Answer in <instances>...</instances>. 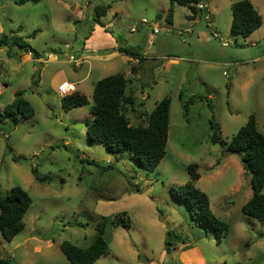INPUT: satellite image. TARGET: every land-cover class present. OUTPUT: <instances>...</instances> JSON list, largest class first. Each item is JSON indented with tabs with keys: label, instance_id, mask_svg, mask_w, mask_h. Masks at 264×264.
Wrapping results in <instances>:
<instances>
[{
	"label": "rangeland",
	"instance_id": "rangeland-1",
	"mask_svg": "<svg viewBox=\"0 0 264 264\" xmlns=\"http://www.w3.org/2000/svg\"><path fill=\"white\" fill-rule=\"evenodd\" d=\"M18 1L0 0V37L14 32L39 55L55 56L56 62L42 75L43 66L36 63L1 75L11 86L0 96V112L13 101L17 88L34 116H18L17 125L0 119V198L20 187L31 199L24 229L9 243L0 235V257L11 264H69L59 245L68 241L88 247L96 225L104 222L108 251L94 264H178L180 251L175 250L186 251L188 246L200 250L204 264H264V225L241 213L252 195L249 178L238 156L224 155L209 142L208 126L210 120L219 123L222 140L228 143L254 115L264 135V0H250L262 17L255 44L229 35L230 6L240 0H203L213 20L212 29H207L204 18L196 16L208 34L205 39L199 23L189 22L187 7L175 5L172 22L166 21L169 0ZM99 8L106 9L104 15L96 14ZM113 8L119 9L116 16L111 15ZM142 20L148 24L140 26ZM153 24L158 25L156 37ZM133 25L134 35L129 31ZM211 30L228 46L214 39ZM119 33L135 38L142 56L157 62L152 72L144 66L138 83L131 65L118 64L110 72L129 80L126 95L133 104L123 108L129 125L146 126L155 104L170 99L167 152L151 173L141 170L129 153H110L86 138L93 84L112 74L92 68L82 84L87 104L81 108L64 111L57 93L60 77L72 81L88 72L86 64L75 70L65 56L76 54L83 44L113 46ZM23 53L9 43L0 55L15 64ZM190 164L197 165L200 177L195 185L208 196L211 212L230 225L229 236L220 242L205 235L186 207L169 194L171 187L188 181ZM119 218L126 226H116ZM168 232L174 250L163 257ZM191 256L187 264H195Z\"/></svg>",
	"mask_w": 264,
	"mask_h": 264
},
{
	"label": "trees",
	"instance_id": "trees-1",
	"mask_svg": "<svg viewBox=\"0 0 264 264\" xmlns=\"http://www.w3.org/2000/svg\"><path fill=\"white\" fill-rule=\"evenodd\" d=\"M27 1L37 3L39 0H19L17 3L21 5ZM201 1L203 0H169L166 21L172 22L175 5L187 7L192 14L191 17L196 16L195 5ZM230 10L229 35L231 37L247 39L262 26V17L250 1L240 0L232 3ZM105 12L104 8L96 10V14L100 16ZM20 29L19 27L18 31ZM36 32L32 35L34 36ZM10 34L11 36L0 37V47L8 46L11 43L22 52H29L34 58L38 57L39 54L21 38L15 36L14 32ZM118 51L136 59L132 52L121 48ZM128 81L124 74L116 73L104 77L94 84L91 118L84 123L86 138L90 143L103 145L110 153H129L141 170L151 173L167 152L170 99L164 98L155 104L146 126H130L123 112L125 105L132 106L133 104L131 97L126 95ZM179 100L183 103L181 96ZM86 104L85 95L79 92L61 98V107L64 111L81 108ZM189 105V102L183 104L184 111L188 110ZM18 116L25 118L34 116V110L24 100L22 91L17 92L13 101L0 112V119H8L13 125L18 124ZM208 126L211 131L209 142L221 147L224 155L238 156L242 169L249 178L252 195L242 205L241 213L264 225V194L262 193L264 188V135L257 130L255 116L250 115L246 123L231 137L228 143L222 140L219 123L210 120ZM12 160L18 161L16 157H12ZM217 164L219 163L217 162ZM32 173L39 180L35 169H32ZM187 173L189 179L183 186L169 189L171 198L186 207L190 212V220L195 225L201 226L205 235H214L217 242L226 239L230 234L229 223L213 215L208 196L195 185L200 177L197 165H188ZM30 205V197L20 187L11 189L9 194L0 198V235L5 242H11L24 229V217ZM119 224L126 226L124 219H117L116 226ZM104 230V222L98 223L92 241L86 248H80L64 241L59 245V249L69 264H94L106 256L108 251L103 237ZM170 237L171 233L168 232L164 242L163 257L174 250L169 243ZM0 264H11V262L0 257Z\"/></svg>",
	"mask_w": 264,
	"mask_h": 264
},
{
	"label": "crops",
	"instance_id": "crops-1",
	"mask_svg": "<svg viewBox=\"0 0 264 264\" xmlns=\"http://www.w3.org/2000/svg\"><path fill=\"white\" fill-rule=\"evenodd\" d=\"M250 3L254 6V4L251 1H250ZM67 8L68 9H75L74 6H71V7L67 6ZM254 8L257 10V8L255 6H254ZM76 9H77V7H76ZM207 10H208V8H207ZM74 11L78 17H81L80 11H78V12H76V10H74ZM110 11H111V15L114 14L116 16L117 12H119V9L113 8ZM258 13L260 14L259 11H258ZM197 14L200 15L199 13H197ZM196 16H193L191 18L189 17V22L193 23L194 25L199 23V29L198 30L201 32V38L205 39L208 36V34L205 30V27L201 26V22L196 20ZM201 16L203 17V14H201ZM118 23L119 22L116 21V24H118ZM108 27L109 28L112 27V24H109ZM260 28L258 30H256L255 32H253L246 40L255 44L253 37L260 30ZM213 31H215V30H213ZM134 34H135V32L132 35H134ZM9 36H11V34ZM115 42H117V43H115L113 46H110L109 44H102L100 47H96L94 45L90 46L89 44L88 45L83 44V46L79 49V51L76 52L77 55L75 53H70V54L75 55V57L78 58L79 60H81V64L79 67H75L72 63H70L66 59V56H65L66 62L69 64H72V66L75 70H78L79 68H81V66L83 64H86V65H88V72L83 79L75 78L72 81H68V79H66V75L65 76L63 75L57 81L58 86L63 82H69L75 86V88H76L75 92H79L81 94H84L82 89H81L82 84L85 80L88 79L92 68H95L96 70L100 71L102 74H112L110 72H114V70H116L118 64L131 65L130 69H132L133 70L132 72H134V73L131 72V75H132L133 79L138 83L140 78H142V72H144V66H146L147 70L150 69V72H152L154 70V68L156 67L157 62H156V59L154 57L145 58L144 56H142L141 48L138 44V41L135 38H133V37L128 38L125 35L121 36V33H119L118 37L115 38ZM66 45H68V44H66ZM3 47H5V46H3ZM3 47H0V53L3 50ZM119 48L127 50L129 52H132L133 54H135L136 59L131 58L126 54L120 53L118 51ZM257 59L258 58L253 59V62ZM188 61L194 62L195 60L189 59ZM55 62H56L55 56H52L51 54H49V55L45 54L44 56L38 55L37 58H34L31 55V53L24 52L23 55L20 56V62L15 63V64L8 57L6 58V57H3L0 55V96L5 91H7L11 86V85L5 84L1 81V79H3L1 75H2V73H4L5 70L6 71L7 70L13 71V70H16L17 67L20 68L27 63H36V64H41L43 66L41 69V72H40V75H42V72L45 69V67H47V65H49L50 63H55ZM171 62H173V61H171ZM92 63H93V67H90ZM11 69H13V70H11ZM32 70L35 71L36 67L33 66ZM105 77H107V76H105ZM103 78L104 77H101V79H103ZM125 78L127 79V77H125ZM93 86H94V84H93ZM17 92H19V90L17 88H15L12 91V95L14 96ZM143 95H145V94L143 93ZM49 245L50 244H48V246ZM188 248L186 251H183L181 248H179L178 250H175V251H180V254H179L180 260H178V264H187V262L189 261V256H191V255H192L191 257L194 259L195 264H204L203 257L200 253V250L197 249L196 246H192V247L188 246ZM34 249H35V251H39V248H34ZM176 255H177V252H176ZM148 263L149 262L147 261V264ZM154 263H155V261H152V263H150V264H154Z\"/></svg>",
	"mask_w": 264,
	"mask_h": 264
},
{
	"label": "built area",
	"instance_id": "built-area-1",
	"mask_svg": "<svg viewBox=\"0 0 264 264\" xmlns=\"http://www.w3.org/2000/svg\"><path fill=\"white\" fill-rule=\"evenodd\" d=\"M90 0H85V3L88 4ZM195 9L197 10V13H199L200 15L203 14V18H204V23H205V27L207 29H212L213 27V20H212V17H211V14L208 12L207 8H206V4L204 1H201L199 2L198 4L195 5ZM145 24H148V22L146 20H142L139 25H145ZM137 30V26L136 25H133L131 28H130V32L131 33H134L136 32ZM212 31V37L214 39H217L219 40L220 42H222V45L224 47H227L228 44L226 42H223L222 38L219 36L218 33H216L215 31L211 30ZM159 33V30H158V25L157 24H153V31H152V34L154 36H156L157 34ZM66 49H70V46L69 45H66L65 46ZM66 59L72 63L75 67H79L80 64H81V60H79L78 58L75 57V55L73 54H70V55H67L66 56ZM75 92V86L69 82H63L61 83L58 88H57V93L59 94V96L61 98L63 97H66L68 95H71L72 93Z\"/></svg>",
	"mask_w": 264,
	"mask_h": 264
},
{
	"label": "water",
	"instance_id": "water-1",
	"mask_svg": "<svg viewBox=\"0 0 264 264\" xmlns=\"http://www.w3.org/2000/svg\"><path fill=\"white\" fill-rule=\"evenodd\" d=\"M142 263H143V264H147V261H146V260H143Z\"/></svg>",
	"mask_w": 264,
	"mask_h": 264
}]
</instances>
